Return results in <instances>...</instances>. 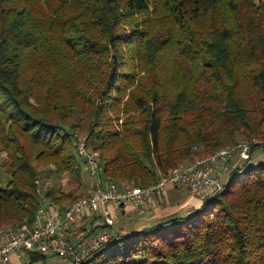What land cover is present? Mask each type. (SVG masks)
<instances>
[{
	"label": "trees",
	"instance_id": "1",
	"mask_svg": "<svg viewBox=\"0 0 264 264\" xmlns=\"http://www.w3.org/2000/svg\"><path fill=\"white\" fill-rule=\"evenodd\" d=\"M80 129L121 187L153 186L240 135L264 143V0H0V226L34 222L40 167L84 183ZM228 164L190 215L117 231L82 264H264V163ZM95 219L77 232L107 227Z\"/></svg>",
	"mask_w": 264,
	"mask_h": 264
},
{
	"label": "built area",
	"instance_id": "2",
	"mask_svg": "<svg viewBox=\"0 0 264 264\" xmlns=\"http://www.w3.org/2000/svg\"><path fill=\"white\" fill-rule=\"evenodd\" d=\"M252 145L257 146L255 150H252ZM77 151L90 173L91 192L73 201L51 203L47 196L49 184L40 183L37 190L41 203L34 222L30 225L7 223L0 226V264H12V253H39L61 257L65 260L64 264H82L91 250L117 234L115 210L134 204H153L168 187L178 184L187 185L196 194L213 196L223 189L219 178L220 167L232 162L237 151L243 160L250 161L256 156L264 159L263 141L252 138L242 140L237 145L224 146L216 153L194 162H182L153 186L121 187L115 181L102 180L97 156L88 147L86 139H77ZM89 216L101 217L107 227L92 235L81 232L78 235L79 243L71 242L66 230L76 224L79 217Z\"/></svg>",
	"mask_w": 264,
	"mask_h": 264
},
{
	"label": "crops",
	"instance_id": "3",
	"mask_svg": "<svg viewBox=\"0 0 264 264\" xmlns=\"http://www.w3.org/2000/svg\"><path fill=\"white\" fill-rule=\"evenodd\" d=\"M232 165H223L220 167V180L224 176L225 169L228 168V175L232 171ZM224 178V177H223ZM222 182V181H221ZM224 184V182H223ZM208 197L205 194H196L184 184H178L176 186H170L167 188L165 194L162 197H156L153 204L150 205H139L134 204L127 208H120L115 210L116 219L120 220V226L118 232H133L141 229L147 225H152L162 219L179 216V215H190L195 209L199 208L203 200ZM99 220L95 217H79L76 224L66 230V235L70 238V241L78 244V227L85 225L87 228L92 229L98 226ZM125 228V230H123ZM103 227H98L93 234H97ZM28 258V263L34 264L39 262H31L29 254L19 255L18 253L13 254L12 264H21L22 258ZM55 257V256H48ZM47 258V259H48ZM47 259L43 262L45 263ZM64 264L65 260L58 262Z\"/></svg>",
	"mask_w": 264,
	"mask_h": 264
},
{
	"label": "rangeland",
	"instance_id": "4",
	"mask_svg": "<svg viewBox=\"0 0 264 264\" xmlns=\"http://www.w3.org/2000/svg\"><path fill=\"white\" fill-rule=\"evenodd\" d=\"M86 136H87V132L85 129H80L79 131H77V137H76L77 139H79V138L86 139L85 138ZM77 139H76V141H77ZM247 139H248V137H246V135H242V136L240 135L238 140L242 141V140H247ZM231 145L232 144H229V146H231ZM76 148H77V142H76ZM76 155H77V159L83 164L84 169H85L84 170L85 174L83 177L84 183L82 185H79L78 183H76L73 179L68 177V175L59 176L50 167H40V175H39L40 180H39L38 184L47 182L49 184V188L54 189L55 192H57V191H65V192L74 191L75 196H77V198L88 195L93 188V186H91L90 173H89L88 169L86 168V165H85L83 159L78 155V153ZM207 156H209V155H207ZM3 158H4V156H2V157L0 156V179H4V180L6 179L7 180V178H6L7 177V169H6L7 166L5 165L6 163H4ZM197 159H199V158L188 159V160H185L184 163H191ZM232 161L234 163H236L237 165H240L242 170H245V169H247L253 165H256L258 163H264L263 158H261L260 156H258V157L256 156L252 160H250L244 164L243 159L240 158L238 151L235 153ZM227 172H228V168H226L225 172L223 173L224 178L222 177V179L220 180V182L222 181L221 182L222 184H223V182H224V184L227 183V181L229 180V175ZM0 186H4V182L1 183ZM64 202H67V201H64ZM116 221L117 222L115 224V228L118 229V227L120 226V220H116ZM123 230H125V228ZM125 231H127V230H125ZM79 234L80 233H77V235H79ZM13 254H15V253L11 254V261L12 262H13ZM27 260H28V258H26V257L22 258L21 264H31V263H28ZM62 260L63 259L61 257L55 256V257H49L45 263L39 262V263H34V264H60L58 262H60Z\"/></svg>",
	"mask_w": 264,
	"mask_h": 264
}]
</instances>
